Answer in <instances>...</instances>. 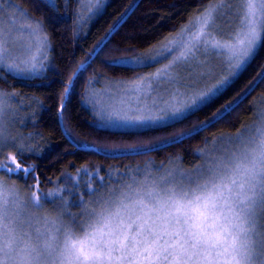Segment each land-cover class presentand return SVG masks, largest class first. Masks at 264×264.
Listing matches in <instances>:
<instances>
[{
  "label": "snow or ice",
  "instance_id": "snow-or-ice-1",
  "mask_svg": "<svg viewBox=\"0 0 264 264\" xmlns=\"http://www.w3.org/2000/svg\"><path fill=\"white\" fill-rule=\"evenodd\" d=\"M230 2L214 0L202 13L199 35L190 41L170 40L168 44L174 47L165 46L164 51L157 52L165 58L170 54L171 62L149 76L137 77L132 82L136 85L133 91L158 88L167 92V97H160V104H130L132 114L125 113L122 119L141 124L177 123L225 86L228 75L218 78L211 71L193 75L194 64L195 68L204 67L195 63L200 47L205 52L208 47L226 50L228 69L234 74L264 31V19L257 21L258 12L264 16V0H239L238 30L227 42L213 41L207 30L215 22V14ZM51 6H56L54 0ZM11 8L10 0H0V17L14 16ZM27 27L33 28L31 24ZM39 28L37 22L33 35ZM5 35L9 34H0V65L15 73L44 70V63L35 56L24 62L26 67L13 59ZM156 59L148 56L136 62ZM181 67L188 72L189 83L178 79ZM75 76L73 73L58 97L61 111H66L65 99H70ZM178 83L181 87L172 88ZM4 95L16 94L0 93V264H257V254L264 256V234L257 239V227L264 229V224L257 225L258 218L264 220V127L259 130V138L252 137L230 157L213 159L207 169L196 166L186 172L176 168L158 178H134L118 192L112 190L108 199H102L100 210L83 208L84 223L74 227L76 217L69 212L62 190L42 195L36 191L37 181L26 186V194L21 195L20 188L3 178L5 173L34 172V166L24 163L25 153L32 152V146L5 126ZM230 107L226 106L224 112ZM153 111L159 114L153 116ZM56 195L60 201L55 205V215L40 214L44 213V200ZM30 208L34 211L29 212Z\"/></svg>",
  "mask_w": 264,
  "mask_h": 264
},
{
  "label": "trees",
  "instance_id": "trees-1",
  "mask_svg": "<svg viewBox=\"0 0 264 264\" xmlns=\"http://www.w3.org/2000/svg\"><path fill=\"white\" fill-rule=\"evenodd\" d=\"M11 1L41 23L49 40V59L45 71L33 77L0 69V89L15 93L10 97L22 101L27 113L21 130L33 151L25 153L24 163L34 166L32 175L7 173L3 178L25 192L37 181L36 191L42 195L60 189L70 211L95 196L88 186L98 187L99 174L108 172L117 160L143 163L152 157L161 163L178 157L184 166H192L211 138L249 124L257 100L264 97L262 31L251 55L225 86L181 121L127 130L102 126L87 101L90 83L97 77L130 79L154 70L158 64L133 65L119 59L180 31L214 0H105L83 21L80 0H54V8L53 0ZM236 28V24L229 27L224 37ZM73 73L70 99H65L67 108L61 111L58 97ZM59 201V195L47 197L44 213L53 214V203Z\"/></svg>",
  "mask_w": 264,
  "mask_h": 264
},
{
  "label": "rangeland",
  "instance_id": "rangeland-1",
  "mask_svg": "<svg viewBox=\"0 0 264 264\" xmlns=\"http://www.w3.org/2000/svg\"><path fill=\"white\" fill-rule=\"evenodd\" d=\"M104 1L105 0H99V4H97L96 0H80L79 15L81 17V21L94 15L102 7ZM10 2L12 4L10 11L15 13V15L0 17V34H9L5 35L4 38L9 40V46L12 49L13 59L19 60L22 67L27 66L24 62L29 61L32 56H35L37 61H42L44 63V70L40 73H12L25 77L40 75L45 71L49 59V40L47 34L40 23L39 30L35 35H33V28L36 27V24L39 21L31 17L11 0ZM5 8L8 9V5H5ZM240 9L241 4L239 3V0H231L228 7L220 9L219 13L215 14V22L211 24L210 28L207 30L211 33V39L213 41H220L222 43L229 41L230 37L233 36V33L238 30L241 23ZM202 19L203 16L201 14L180 31L168 35L162 41L144 50L143 52L119 59V62L133 65L158 64L154 70L130 79L97 77L92 83H90V93L87 101L98 114L99 123L102 126L119 130H127L161 124L160 122L141 124L139 122L129 121L126 118H121L125 115V113L128 115L132 114V111L129 108L130 104L133 106L138 103L151 105L153 101L160 104L161 101L159 98L162 96L167 97V92L160 91L158 88L155 91L145 88L142 92L136 93L133 91L136 85L132 82L135 81L137 77L149 76L169 64L172 59L171 55L166 53L168 58H165L158 56L157 52L164 51L165 46L174 47L175 45L168 44V41L170 40L177 42L190 41L193 36L199 35L201 31ZM262 19H264V16L258 12V23ZM28 24H31L33 28L27 27ZM235 24L237 28L231 32L229 36L224 37L223 33H227L229 27H233ZM260 33H262V31H260ZM148 56H157V59L155 61L147 60L144 64L136 62L138 59H144ZM195 63H203L204 67L195 68L194 64L193 75L199 71H211L218 78H222L225 75L230 77L231 75L230 70L228 69L227 51L224 49L208 47L205 52L204 47L201 46L200 51L197 53ZM1 68H4V65H0V69ZM178 71L181 73V76L178 79L183 83H189V74L185 68L181 67ZM153 86L154 88L156 87L155 78L153 80ZM175 87H181V84L178 83L177 85L172 86V88ZM199 87L203 88V84H200ZM0 93L7 94L1 89ZM149 93L151 98H149ZM2 98L6 101L2 115L7 130L13 135L22 137L24 141L25 137L22 134L21 129L23 120L27 116V113L22 109L23 102L21 101L20 103H17L8 95H4ZM158 114L159 113L156 111L151 113L153 116ZM262 127H264V97L257 100L253 120L249 124L245 125L241 130L226 132L211 138V140L207 142L206 146L200 151V158L198 161H196L192 166H184L178 157L170 158L169 160L161 163H156L151 156V158L147 159L143 163L138 161L121 163L120 160H117L115 165L111 166L108 172L105 174H99L101 183L98 187L88 186L89 192H93L95 196L84 201L81 204L80 209L77 211L69 210V212L76 217L73 222L74 227H79L84 223L85 217L82 213L83 208H88L90 210L94 208L96 210H100L104 206L100 202L102 199H108L112 190H117L118 192L126 183H131L134 178L135 180H143L147 175L158 178L166 171L176 168L186 172H192L196 166H203L207 169L212 166L213 159L219 160L223 157H230L233 152H239L242 149V145L248 143L252 137L255 136L259 138V130ZM101 177L103 179H101ZM8 183L12 184L11 182ZM25 194L26 192L22 190L21 195ZM57 203L59 202H54L53 205L55 206ZM28 211L32 212L34 210L30 208ZM257 211L259 212V209ZM52 215H55V212ZM260 224H264V220L258 218L257 225ZM262 234H264V229L257 227L258 240ZM256 261L257 264H264V256L257 254Z\"/></svg>",
  "mask_w": 264,
  "mask_h": 264
},
{
  "label": "water",
  "instance_id": "water-1",
  "mask_svg": "<svg viewBox=\"0 0 264 264\" xmlns=\"http://www.w3.org/2000/svg\"><path fill=\"white\" fill-rule=\"evenodd\" d=\"M260 78H261V77H260ZM260 78H259V79H260ZM259 79L257 80V82L259 81ZM255 84H256V83H255ZM251 89H252V88H250V89H249V90H248V91H247L242 97H240L239 100H241V99H242V98H243L248 92H250ZM234 104H235V103H233V105H234ZM202 127H203V126H202ZM202 127H201V128H202ZM201 128H200V129H201Z\"/></svg>",
  "mask_w": 264,
  "mask_h": 264
}]
</instances>
